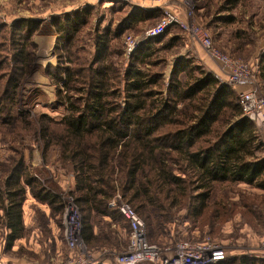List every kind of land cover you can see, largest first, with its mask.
<instances>
[{"label":"trees","instance_id":"obj_1","mask_svg":"<svg viewBox=\"0 0 264 264\" xmlns=\"http://www.w3.org/2000/svg\"><path fill=\"white\" fill-rule=\"evenodd\" d=\"M225 1L236 6L241 0ZM159 11L132 7L113 28L96 32L94 57L86 66L80 65L74 51L79 33L89 23L90 9L53 19L64 63L73 66L57 65L48 75L58 97L66 100L67 113L60 122L41 116L36 135L29 118L17 115L14 108L16 92L33 62L31 35L41 22L19 20L12 32L17 36L12 39L10 64L0 63V83L5 87L0 96V124L11 125L19 137L22 123L26 133L41 138L46 151L59 149L60 164L68 165L74 178L86 242L94 238L90 228L94 216L126 225L117 209L108 208L117 192L151 227L152 220H168V213L161 215L167 205L186 209V220L200 221L218 184L243 183L264 190V158L257 157L262 146L253 124L241 118V108L229 86L218 85L212 74L185 60L175 63L165 87L161 74L152 70L156 62L150 59L156 52L150 42L140 45L123 72L112 61L122 35L156 18ZM183 74L186 81L179 79ZM259 75L264 85V54ZM73 92L80 96L74 98ZM217 125L224 127L222 132H215ZM3 167L0 228L6 232V247L11 248L26 236L22 212L26 189L38 203L49 207L51 217L61 214L63 206L55 194L41 187L21 157ZM216 211L218 220L222 213ZM252 263L241 259V264Z\"/></svg>","mask_w":264,"mask_h":264},{"label":"rangeland","instance_id":"obj_2","mask_svg":"<svg viewBox=\"0 0 264 264\" xmlns=\"http://www.w3.org/2000/svg\"><path fill=\"white\" fill-rule=\"evenodd\" d=\"M188 2L189 5L183 0H163L162 9H159L160 13L156 18L125 32L117 41L118 51L112 58L116 67L121 68L123 72L132 54L140 45L150 42L151 48L156 52L150 59L156 62V67L150 68L153 72L161 74L165 87L169 83L175 63L188 60L192 67L212 74L218 85L229 86L235 93L238 103L241 93H251L254 99L260 100L257 110L264 112V85L259 75V63L264 54V0H241L236 6L227 4L225 0ZM83 8H89L91 14L88 25L78 35L74 55L81 60V66H86L94 57V34L108 27L113 28L116 22L132 9L129 0H0V63L8 61L10 64L13 51L12 39L17 36L12 33L16 23L19 20L41 22L37 31L31 35L30 50L33 62L16 92L14 108L17 115H25L29 118L35 129V135L40 131L38 122L41 116L45 115L60 122L67 113L66 100L63 102L58 97V89L48 75V72L55 71L57 65L73 66L64 63L65 53L59 45L53 19ZM163 9L177 13L189 27V31L171 26L157 37L146 38V31L158 21ZM230 18L234 21L228 22ZM202 36L209 39L210 49L202 46L199 40ZM127 37L139 42V47L130 55L127 54L125 46ZM76 48L84 52H78ZM210 52L221 54L241 64H248L251 73L243 85L245 91L237 90L240 86L229 80L224 65L214 61ZM59 56L62 57L61 62L58 60ZM62 66L60 67L64 68ZM179 79L186 81L187 76L183 74ZM3 84L0 83V96L5 89ZM65 95L66 92L62 90V96ZM71 95L74 98L80 96L75 92ZM241 118H244L243 115ZM18 119L20 120L19 116ZM250 122L255 128L258 143L262 146L257 157L262 159L264 158V114L260 119ZM20 128L22 134L17 137L11 125L0 124V169L4 170L3 166L12 164L21 157L29 173L37 178L41 187L55 194L63 206L61 214L51 217L49 210L46 215L41 207L46 205L38 203L26 189L22 207L23 220L29 223L25 227L26 237L31 236L35 239H40L41 236L50 237L51 231L48 229L50 221L56 230L60 229L58 235L62 234L59 239L65 253L59 264H65L71 254L64 240L63 214L67 207H71L76 211L74 221L80 228L85 250L99 263L111 260L113 256L123 252L128 244V237L126 225L121 220L110 222L102 217H92L90 228L95 232L94 238L90 242L84 240L85 225L78 205L72 201L75 200V192L70 167L68 165L63 167L60 164L58 148L46 151L39 136L33 138L26 133L22 123L17 131ZM223 129L224 127L217 125L215 132L220 133ZM4 180L3 171V175L0 173L1 183H4ZM216 210L222 213L220 214L222 217L218 220L215 219L217 215L219 216ZM186 211L184 208L167 205V211L161 213L164 216L168 213L166 222L158 223L152 220L151 227H147L144 223L147 240L159 248L170 247L172 251H175L176 245L186 242L190 246L204 242L213 243L224 251L226 264H241L243 258L264 264V251L260 247V241L264 239V191L241 183L218 184L208 203L205 217L193 223L186 220ZM247 227L260 234L255 241H252V236L247 235V231L244 230ZM32 228L36 231V236H33ZM5 235L6 232L0 228V264H20L24 258L31 257L26 251L19 249L20 245H17L16 250L6 247ZM103 250H107V253L99 256L98 253Z\"/></svg>","mask_w":264,"mask_h":264},{"label":"built area","instance_id":"obj_3","mask_svg":"<svg viewBox=\"0 0 264 264\" xmlns=\"http://www.w3.org/2000/svg\"><path fill=\"white\" fill-rule=\"evenodd\" d=\"M142 4H150L161 0H139ZM186 5L188 1L183 0ZM171 26H178L185 31H189V27L179 18L178 14L168 9H163L161 17L151 26L145 33L146 38H154L161 35ZM202 46L210 49V41L206 36L199 38ZM127 54L130 55L139 47V42L127 37L126 41ZM211 58L220 65H224L227 70L229 80L238 86H243L246 83V78L251 71L248 64H241L231 58L210 52ZM239 106L244 118L250 121L260 119L264 112L259 111L260 100L254 99L251 93H241L239 97ZM72 201L75 202L74 199ZM76 203V202H75ZM110 209H117L120 215L128 224V244L126 249L113 256L111 260H98L85 250L83 240L80 234V228L74 221L75 210L67 207L63 214L64 216V240L70 252V256L65 264H216L224 261L226 255L222 249L216 244L204 242L190 246L187 242L176 245L175 251L170 247L159 248L157 245L150 243L147 240L145 233V225L143 220L135 212V210L123 199L117 192L108 201ZM260 247L264 251V239L260 241ZM107 250L98 253L103 256Z\"/></svg>","mask_w":264,"mask_h":264},{"label":"crops","instance_id":"obj_4","mask_svg":"<svg viewBox=\"0 0 264 264\" xmlns=\"http://www.w3.org/2000/svg\"><path fill=\"white\" fill-rule=\"evenodd\" d=\"M131 2L132 7H142L145 9H162L161 4L163 0L159 2H154L150 4H142L139 0H129ZM239 92L245 91L246 88L243 86H240L237 88ZM243 184V183H241ZM258 190L264 191L263 189L258 188ZM42 211L45 212L46 215L49 213V208L46 206H42ZM109 208V207H108ZM104 219H107L108 221L112 222V220L109 217H104ZM24 226L27 227L29 223H25L23 220ZM126 223V222H125ZM127 228V237H128V227L126 223ZM48 229L51 231V236L48 238H44L41 236L40 239H35L34 237H23L21 239L16 240L12 247L9 249H15L17 248V245H20L21 250L26 251V254L31 256L29 259L24 258L22 261H20V264H59L61 262V259L64 255V249L62 246V242L59 239V236H62V234L58 235L59 231L54 228V226L50 223H48ZM245 231H247V235L252 236V241H255L260 234L253 231L250 227L244 228ZM93 235H95V232L92 230ZM33 236L37 235L36 231L32 228ZM13 250V251H15ZM106 264H111L110 262ZM252 264H258L257 261H253Z\"/></svg>","mask_w":264,"mask_h":264}]
</instances>
